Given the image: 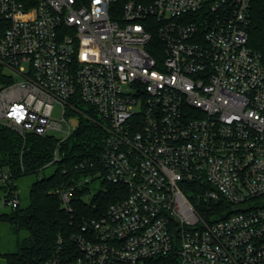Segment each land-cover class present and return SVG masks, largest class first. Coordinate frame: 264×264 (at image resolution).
I'll return each instance as SVG.
<instances>
[{"label":"built area","instance_id":"1","mask_svg":"<svg viewBox=\"0 0 264 264\" xmlns=\"http://www.w3.org/2000/svg\"><path fill=\"white\" fill-rule=\"evenodd\" d=\"M255 1L0 0V125L62 142L81 100L106 132L82 183L126 192L45 264H264ZM11 177L0 168L2 185ZM74 190H58L70 212ZM3 200L20 204L18 190ZM202 202L218 211L202 215Z\"/></svg>","mask_w":264,"mask_h":264},{"label":"trees","instance_id":"2","mask_svg":"<svg viewBox=\"0 0 264 264\" xmlns=\"http://www.w3.org/2000/svg\"><path fill=\"white\" fill-rule=\"evenodd\" d=\"M251 19L249 45L262 54L264 64V1L253 3ZM74 104L77 110L70 109V114L77 119L76 127L72 135L62 142L55 134H20L0 125V168L12 174L8 185L0 186L4 191L8 187L18 189L19 177L38 174L47 166L56 165L53 174L32 184L27 206L17 204L12 206L10 212H0V221L9 222L17 232L24 230L28 233L15 252L2 254L0 250L6 264H45L57 253L59 238L69 241L84 216L98 218L112 203L126 195L123 186L100 179L103 188L89 200L83 199L89 188L82 181L98 168L106 132L94 108L78 99ZM56 150L59 160L54 161ZM72 186H75V190L73 211L70 212L64 206L58 190ZM194 191L198 192L197 188ZM197 192L188 193L194 202ZM221 202L227 206L225 200ZM197 209L206 217L218 211L215 206L209 208L206 202L197 205Z\"/></svg>","mask_w":264,"mask_h":264},{"label":"rangeland","instance_id":"3","mask_svg":"<svg viewBox=\"0 0 264 264\" xmlns=\"http://www.w3.org/2000/svg\"><path fill=\"white\" fill-rule=\"evenodd\" d=\"M56 117L61 118L60 111L56 112ZM66 126V124H65ZM58 135H61L58 133ZM56 169V165L52 164L47 166L40 173H32L26 174L18 178L17 180V190L20 196V204L21 206H27L30 201V190L32 184L46 176H50ZM0 186L2 183L0 182ZM89 188V191L83 196L84 200H89L99 189L103 188V184L101 180L91 181L89 184L85 185ZM5 194L4 189L0 187V212H10L12 209L11 205H8L4 202L3 196ZM28 235L27 231H20L14 228L12 224L5 221H0V250L2 254L15 252L18 249V245L20 241ZM0 264H6L5 256H0Z\"/></svg>","mask_w":264,"mask_h":264}]
</instances>
